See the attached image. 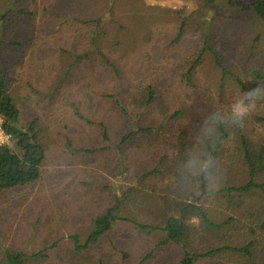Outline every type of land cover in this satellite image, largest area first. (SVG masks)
<instances>
[{
	"label": "trees",
	"instance_id": "trees-1",
	"mask_svg": "<svg viewBox=\"0 0 264 264\" xmlns=\"http://www.w3.org/2000/svg\"><path fill=\"white\" fill-rule=\"evenodd\" d=\"M205 1L213 8L218 0ZM225 1L264 22V0ZM169 14L170 31L137 36L128 25L104 29L98 13L0 0V115L15 146L0 147V212L16 210L18 199L34 207L49 159L75 166L57 207L95 199L105 206L87 233L79 225L36 251L6 246L14 225L0 213V264H149L152 249L136 260L135 242L109 240L128 223L141 236L162 231L164 244L183 251L176 264H264V99L241 126L213 123V113L232 104L224 101L227 79L241 92L264 93V65L227 62L201 10ZM151 49L169 61L137 57ZM208 60L219 74L198 85ZM139 67L146 74L122 91ZM17 188L29 195L17 198Z\"/></svg>",
	"mask_w": 264,
	"mask_h": 264
},
{
	"label": "rangeland",
	"instance_id": "rangeland-1",
	"mask_svg": "<svg viewBox=\"0 0 264 264\" xmlns=\"http://www.w3.org/2000/svg\"><path fill=\"white\" fill-rule=\"evenodd\" d=\"M34 2L36 7L42 8L44 2L51 6L64 10L70 13H81L84 15L101 14L103 17L102 25L106 30H112L118 25H128L130 28L138 32L145 31H170L169 26L173 23L169 11L172 9H185L189 12L201 10L207 15L210 24L218 33L217 42L220 45H225L223 57L227 62L237 64L239 69L248 67L249 65H264V22L253 11H242L229 5L225 0H218L212 6H208L205 0H30ZM247 4L254 0H242ZM42 13H39V17ZM122 27V26H121ZM49 30V29H48ZM133 30V32H134ZM259 40L254 46L255 40ZM185 47L181 52V57L186 55L191 50V41L184 43ZM139 45V46H138ZM139 48H145L147 44L138 43ZM151 49V54L144 55V51L138 52V58L141 60H148L153 63L158 58H166L168 55L163 53H154ZM176 55H171L176 58ZM170 59V57H169ZM144 61L142 63H144ZM14 67V71L17 70ZM18 71H16L17 73ZM240 73V71L238 70ZM146 73L139 67L137 70L128 75L130 78L127 81V90L133 82L138 81ZM219 74L217 67L208 60L203 64L199 74L196 77L198 85H211L215 82L213 80ZM241 92V87L231 80L226 81L224 90V101L226 103H233V100ZM82 93V92H81ZM47 107V106H46ZM2 116L0 115V119ZM83 129V128H82ZM87 130L79 131L80 136L86 135ZM15 146L13 141L10 145ZM75 166L72 164H59L52 162L50 159L47 162V175L45 180L39 183L33 193H36L37 201L34 207L29 209V202L27 199L14 200L15 203H8L15 206L16 210H10L3 207L1 214L6 216V220L13 221L14 227L9 232L5 244L15 245L18 248H27L30 251H36L50 246L54 241L60 237H68L73 230L83 225L81 232L87 233V222L98 213L97 209L104 208L103 202L92 201L90 205L82 206L83 202L76 201V205L69 200L68 206L57 207L55 200L60 197H65V192L72 188L71 177L72 169ZM31 192V191H30ZM38 192V193H37ZM15 196H28L29 192L24 188H17L14 191ZM82 195V194H81ZM17 197V198H18ZM52 203V205H50ZM46 205V206H45ZM82 206V207H81ZM87 207V208H86ZM82 208H86L85 210ZM63 210V211H62ZM42 215L41 222L36 221L37 214ZM132 214V212L130 213ZM88 217V219H87ZM87 219V220H86ZM7 226L12 225L10 221H6ZM84 223V224H83ZM131 223L115 227V231L109 235L111 243L121 245L123 241L135 242L138 247L134 259H139L145 252L152 249L154 256L149 260V264H176L182 256V249L174 243H163L164 234L162 231L138 235L131 228ZM85 236V235H84ZM137 240V242L135 241ZM141 247V249H140ZM1 259V254H0Z\"/></svg>",
	"mask_w": 264,
	"mask_h": 264
},
{
	"label": "clouds",
	"instance_id": "clouds-1",
	"mask_svg": "<svg viewBox=\"0 0 264 264\" xmlns=\"http://www.w3.org/2000/svg\"><path fill=\"white\" fill-rule=\"evenodd\" d=\"M264 99V93H257L254 89L240 92L227 110L213 113L215 125L225 123L229 127L241 126L244 119L254 110L259 100ZM208 161L204 162L203 170H207Z\"/></svg>",
	"mask_w": 264,
	"mask_h": 264
},
{
	"label": "built area",
	"instance_id": "built-area-1",
	"mask_svg": "<svg viewBox=\"0 0 264 264\" xmlns=\"http://www.w3.org/2000/svg\"><path fill=\"white\" fill-rule=\"evenodd\" d=\"M12 141H13V136L4 128V120L2 117L0 119V147L10 146Z\"/></svg>",
	"mask_w": 264,
	"mask_h": 264
}]
</instances>
